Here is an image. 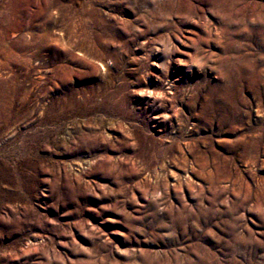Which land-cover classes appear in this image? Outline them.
Masks as SVG:
<instances>
[{
	"label": "rangeland",
	"instance_id": "374dc122",
	"mask_svg": "<svg viewBox=\"0 0 264 264\" xmlns=\"http://www.w3.org/2000/svg\"><path fill=\"white\" fill-rule=\"evenodd\" d=\"M0 264H264V0H0Z\"/></svg>",
	"mask_w": 264,
	"mask_h": 264
}]
</instances>
